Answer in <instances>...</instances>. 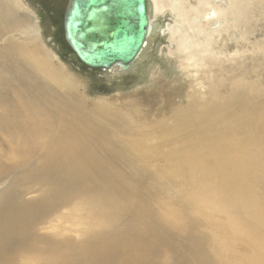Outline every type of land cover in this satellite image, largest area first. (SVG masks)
Returning a JSON list of instances; mask_svg holds the SVG:
<instances>
[{"label": "rangeland", "instance_id": "374dc122", "mask_svg": "<svg viewBox=\"0 0 264 264\" xmlns=\"http://www.w3.org/2000/svg\"><path fill=\"white\" fill-rule=\"evenodd\" d=\"M193 1L147 0L149 12L156 16L154 30L131 70L113 75L83 65L67 44L64 15L70 0H0V69L5 68L0 75V264H93L94 256L103 257L107 243L123 252L125 242L137 236L152 242L159 226L170 233L165 223L180 222L185 216L211 241L220 217L236 215L230 208L219 210L220 204L232 205L233 196H214L213 183L195 186L199 177L215 172L213 167L177 176L173 169L178 164L141 160L137 147L136 152L133 146L120 144L115 148L127 155L119 158L112 149L107 162L102 157L109 152L98 148L83 161L78 177L65 170L62 158L57 166L44 165L59 144L56 122L66 120L67 127L73 115L93 117L92 104L99 99L149 91L156 68L162 78L174 79L175 62L164 56L176 47L169 30L188 28L173 7L188 9ZM211 2L228 5L227 0ZM220 25L215 22L212 29ZM31 48H36V57ZM14 72L22 79L12 80ZM18 102L29 104L19 107ZM33 118L45 121L37 131L32 130ZM122 122L114 129L111 122L100 120L97 135L105 131L126 137L135 124L127 118ZM246 237L241 229L238 238ZM174 242L180 244V237ZM91 245L99 251L93 252ZM134 254L148 258L143 251Z\"/></svg>", "mask_w": 264, "mask_h": 264}, {"label": "bare ground", "instance_id": "6f19581e", "mask_svg": "<svg viewBox=\"0 0 264 264\" xmlns=\"http://www.w3.org/2000/svg\"><path fill=\"white\" fill-rule=\"evenodd\" d=\"M227 3L223 6L196 0L188 4V9L186 5L173 7L188 28L169 30L176 47L164 56L175 62L174 79L169 82L162 78L156 68L151 72L149 91H135L133 97L99 99L92 104L96 107L93 117L73 115L70 126L65 127L66 120L56 122L59 144L44 165L57 166L62 158L65 170L78 177L84 169L83 161L98 148L109 152L102 157L107 162L118 145L133 146L141 152V160L178 164L180 167L173 169L177 176L195 170L203 173L213 167L215 172L199 177L195 186L213 183L214 196H233L232 205L219 203V210L230 208L236 215L231 214L228 221L220 217L211 241L207 235H199L194 221L185 216L186 220L165 223L170 233L167 227L159 226L152 242L137 236L125 242L123 252L107 243L103 257L94 256L97 260L93 264H264V0ZM148 15L150 36L156 16L149 10ZM215 22L221 25L213 30ZM29 51L34 56L37 53L36 48ZM141 53L128 69L117 64L100 70L113 75L128 73ZM11 78L19 81L22 74L14 72ZM137 101L144 105L145 112ZM25 104L29 103L18 102L17 106ZM124 118L135 124L126 137L105 131L97 135L100 120L111 122L117 129ZM31 121L34 131L45 123L34 118ZM116 153L122 158L128 151ZM241 229L246 239L238 238ZM175 236L180 237V244L174 242ZM223 239L229 243L224 244ZM213 240L218 244H212ZM90 249L99 251L94 245ZM136 251L147 253V260L134 254Z\"/></svg>", "mask_w": 264, "mask_h": 264}, {"label": "water", "instance_id": "95a60500", "mask_svg": "<svg viewBox=\"0 0 264 264\" xmlns=\"http://www.w3.org/2000/svg\"><path fill=\"white\" fill-rule=\"evenodd\" d=\"M152 31L147 0H70L64 36L89 69H124L138 58Z\"/></svg>", "mask_w": 264, "mask_h": 264}]
</instances>
